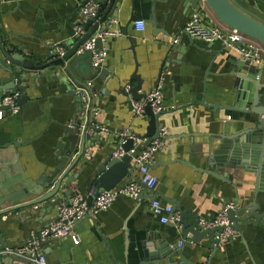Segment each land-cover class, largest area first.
<instances>
[{
    "label": "crops",
    "instance_id": "0c3cea01",
    "mask_svg": "<svg viewBox=\"0 0 264 264\" xmlns=\"http://www.w3.org/2000/svg\"><path fill=\"white\" fill-rule=\"evenodd\" d=\"M82 1L0 0L1 45L10 55L20 53L32 64L58 58L56 44L70 47L79 39L74 35V25ZM96 1L100 16H115L100 27L121 32V35L104 40L102 45L107 50L102 67L112 68L109 71L112 77L103 82L95 76L90 58L82 60L78 73L72 72L80 82L93 79L89 88L90 108L84 106L74 93L78 86L72 83L47 82L42 77L38 85L31 84L24 91L28 100L22 105L18 103L19 111L6 112L0 119V145L19 139L26 143L17 148L21 165H2L1 178L6 179L7 172L16 175L21 169L26 177L35 179L51 170L56 142L60 138L65 140L64 127L73 126L82 118L83 124L85 114L90 110L91 119L105 127L106 132L101 134L100 141L89 144L91 152L87 150L81 157L91 165L92 172L81 173L80 184L74 183L76 186H73L79 192L76 197L85 196L90 203L92 196L88 192L95 188L94 184L90 186L91 178L96 176L95 168L100 160L113 151L117 133L130 128L133 133L150 138L145 135L149 117L145 113L133 117L129 99L134 98L118 91L129 84L131 74L136 71L143 80L141 90L146 94L161 82L164 108L160 111L158 129L164 126L167 131L164 146L155 154L151 165V172L157 179L156 186L151 193L144 194L153 193L163 204L175 200L178 202V211L175 212L180 214L190 209L187 218L198 215L200 219L213 218L228 202L237 201L238 206L252 202L254 177L250 172L237 167L213 166L207 160L213 135L221 132L222 123H235L236 131L238 121L247 115L210 107L232 104L236 89L233 87L234 77L229 72L235 62L232 57L236 60L241 57L220 40L206 43L181 33L190 13L198 6L203 10L206 22L224 29L228 26L202 0H197L195 7L191 0H114L111 8L110 0ZM229 1L264 23V0ZM152 13L154 24L150 21ZM133 16L134 21H144L143 30L135 29L134 21H130ZM97 21L93 20L92 24ZM176 35H179V43L175 45L184 48L183 52L170 50ZM250 62L262 71L260 81L264 83V46L260 59ZM2 65L13 67L14 64L3 57L0 49V77L6 75ZM56 67L49 66L31 73ZM19 93L21 95V91ZM3 95L0 91V98ZM249 116L255 118V115ZM93 126L91 123L88 128ZM137 149L130 153L131 157ZM75 170L78 169L72 172ZM210 171L223 175L229 182L213 176ZM139 176L135 167L131 176L125 177L121 183L136 181ZM263 195L259 193V196ZM31 198L29 196L26 200ZM150 203L147 197L134 200L119 196L107 210L76 221L73 233L78 238L77 244L69 236L41 243L40 250L46 264H165L166 261L158 263L155 259L156 244L164 239L172 251V261L182 257L194 264H264V229L260 226L248 224L244 230L247 222H239L241 231L215 247L207 237L199 242L182 238L176 222H161ZM41 206L34 204L27 208L31 217L22 210L1 215L3 234L7 236L5 240L15 243V249L25 244L31 231H37L55 218L56 206L48 210ZM180 241H184L182 247L177 246ZM9 250L0 252L7 256L4 264H35L31 261L13 262L11 256L14 254Z\"/></svg>",
    "mask_w": 264,
    "mask_h": 264
},
{
    "label": "water",
    "instance_id": "95a60500",
    "mask_svg": "<svg viewBox=\"0 0 264 264\" xmlns=\"http://www.w3.org/2000/svg\"><path fill=\"white\" fill-rule=\"evenodd\" d=\"M87 1L83 0L80 6H83ZM190 2L194 7L197 5V0H191ZM204 2H206L215 16L226 26L236 29L264 46V23L239 10L229 0H204ZM113 3L114 0H110V8ZM100 12L101 10L99 9L97 22L92 24L93 20H88L85 23L84 35L73 43L72 46L68 47L64 45L66 52L62 58H55L42 64H32L20 53L10 55L0 43L3 57L14 64L13 67L1 66L6 75L0 77V91L3 94H8L14 89L21 91L18 103L22 105V103L28 100V95L24 91L33 83L38 85L42 77L47 82L55 81L59 84L69 82L76 86L84 87V83L76 80L72 72L78 73L82 60L86 58L91 59V52L85 51L82 54H77L76 51L79 45L94 32L102 33L106 31L104 26L100 27L101 24H107V22L115 18L114 15L108 18L106 15L100 16ZM135 19V16H133L130 18V21H134ZM150 21L153 24L155 23L153 13ZM89 25H91V28L88 30ZM102 45L103 42L101 39L97 38L96 47L101 49ZM170 50L183 52L184 48L172 45ZM232 58L235 62L231 66L232 70L229 72V75L234 77L233 87L236 89L234 100L228 106L211 105L210 107L214 110L217 108L235 110L247 115L244 119L238 121L236 131H234L235 123H222L221 132L213 135L214 140L210 143L207 160L213 166L237 167L253 175L254 187L252 202L238 206L237 201H235L238 207L236 209H229L227 215L233 223L232 227L236 231H241L239 222H247L243 226L244 230L248 224L251 227L260 226L264 229V195L259 196L260 192L264 193V83L260 81L262 71H259L248 60L241 58L236 60L234 56ZM230 62L232 63V60ZM49 66L57 67L55 69H48L45 72L31 73L32 71H41ZM110 69L112 68L101 67L98 71H95V76L105 82L109 76L112 77L113 75L109 73ZM89 77L94 78L92 75ZM82 79L85 78L82 77ZM142 81L139 74L134 71L128 80L129 89L119 88L118 91L123 96L128 97L131 95L135 100H140L146 95V92L141 90ZM70 94H73V92H70ZM145 114L149 117L145 135L151 139L156 138L158 136L159 116L161 112L153 113L151 108L146 106ZM249 115H255V118L252 119ZM82 119L75 122L73 126L64 127L63 134L65 140L62 138L57 140L52 156L53 164L51 170L47 173L32 179L26 177L23 171L19 169V173L16 175H11L7 172L6 179L0 176V252L5 249L13 250L17 247L15 243L5 240L7 236L3 234L5 229L1 215L9 211L22 210L31 217L32 214L27 210L29 206L42 204V209H53L58 203L78 196V190L73 188L74 183L80 184L81 173L90 174L92 172L91 165L84 162L81 157L87 150L91 152L90 148H88L89 144H95L102 139L96 127H93L94 131L92 133L89 132L88 127L91 123L99 125L91 119L90 110H87L83 124L81 123ZM65 142H68V145H65ZM25 144V142L19 139L0 145V167H3L2 165L8 166L13 164L20 166L17 148ZM121 147L126 152L124 156L114 158L112 153H110L97 164L95 168L96 176L91 178L90 182V186L95 185L96 194L100 189L108 190L115 187L125 177L131 176L132 171L135 169L136 166L131 161L132 157L128 153L134 147L132 140L127 139ZM75 168L78 170L72 172ZM209 173L224 182H229L227 178H224L223 175L215 171H210ZM136 182H140V179L138 178ZM29 196L33 198L26 200ZM143 197H147L149 200L155 199L153 193L145 195L143 192L141 198ZM81 199H85V196H81ZM167 201L171 203L173 212L178 211L177 201ZM6 204L10 206L4 207ZM190 212V209H185L180 212V219L176 222V226L180 228L182 238L199 242L204 237H207L213 246H218L220 240L217 238V235L222 231V226L202 227L198 215H190L187 218V214H190ZM48 242L49 240L44 241L42 245ZM156 245L158 251L155 259L158 263L166 261L165 264H178L179 261H182L184 264H194L192 261L182 257L179 260L172 261V251L168 248L166 239L161 240ZM6 258V254H0V264H4ZM11 260L13 262H29L25 257L17 255L11 256Z\"/></svg>",
    "mask_w": 264,
    "mask_h": 264
},
{
    "label": "built area",
    "instance_id": "2783aa9c",
    "mask_svg": "<svg viewBox=\"0 0 264 264\" xmlns=\"http://www.w3.org/2000/svg\"><path fill=\"white\" fill-rule=\"evenodd\" d=\"M204 1V0H202ZM98 2L96 0H88L83 6L78 8L76 15V22L74 25V35L80 38L85 34L84 24L88 20H97L98 15ZM203 10L198 6L193 9L189 18L181 30L182 34H186L191 39L202 40L206 43H211L220 40L227 48L232 49L242 59L248 61H255L260 59L263 47L255 39L237 31L236 29L227 27L220 28L212 25L204 19ZM136 30H143L144 21H134ZM121 35L120 30H106L102 33L97 31L89 36L81 45H79L76 53L82 54L85 51L91 52V67L93 70L98 71L105 62L107 50L102 47H96V40L100 38L104 40ZM179 43V35L173 37L172 44ZM56 56L62 58L66 52V48L62 44L55 46ZM93 85V79L84 83V87H77L74 93L79 97L82 104L90 108V87ZM125 90L129 86H124ZM20 97L19 91L15 90L0 98V119L7 113H17L19 111L18 98ZM163 91L161 82H158L145 97L140 100L129 99L131 106V113L133 117L143 116L145 107L149 106L153 113H158L163 110L162 105ZM88 108V109H89ZM99 134L106 132V128L100 125H94ZM93 127L89 128V132H93ZM166 128L159 127L158 136L156 138L141 137L133 133L130 128H124L117 133L116 145L113 149L112 156L114 158H121L126 154L121 147L127 139L133 142V149L128 153L134 152L138 148L137 153L132 156V162L135 164L139 171L140 182L127 181L116 185L115 187L102 190L96 194V189L91 188L88 192L92 196V200L88 203L85 199L73 197L68 201H62L56 205V216L51 219L46 225L40 227L37 231H31L28 239L22 247L9 250L14 255L22 256L35 264H46L45 257L41 253V243L48 239H61L69 236L74 244L78 243L77 236L73 233V228L76 221L87 217L94 216L101 211L107 210L113 201L119 196H125L134 200H139L143 192L151 193L157 183L156 177L151 172V165L154 161L155 154L164 146ZM151 208L154 214L160 216L163 223L177 222L180 219L178 212H173L170 204H163L157 199L151 200ZM238 206L235 202H228L225 204L217 214L211 219H200L202 227H216L222 226V231L217 235V238L222 241L226 238L237 235V231L232 227L233 223L227 215L229 209H236ZM184 241H180L178 247L183 246ZM183 264V263H178Z\"/></svg>",
    "mask_w": 264,
    "mask_h": 264
},
{
    "label": "rangeland",
    "instance_id": "374dc122",
    "mask_svg": "<svg viewBox=\"0 0 264 264\" xmlns=\"http://www.w3.org/2000/svg\"><path fill=\"white\" fill-rule=\"evenodd\" d=\"M263 47V46H262Z\"/></svg>",
    "mask_w": 264,
    "mask_h": 264
}]
</instances>
